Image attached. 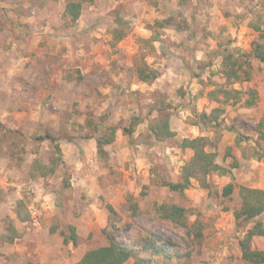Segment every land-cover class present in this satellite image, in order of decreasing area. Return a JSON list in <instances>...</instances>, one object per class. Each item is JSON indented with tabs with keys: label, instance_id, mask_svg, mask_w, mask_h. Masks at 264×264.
Instances as JSON below:
<instances>
[{
	"label": "rangeland",
	"instance_id": "1",
	"mask_svg": "<svg viewBox=\"0 0 264 264\" xmlns=\"http://www.w3.org/2000/svg\"><path fill=\"white\" fill-rule=\"evenodd\" d=\"M67 1L0 0V264H32L9 255L6 243L13 242L2 240L7 213L18 200L37 211L47 206L50 214L42 215L48 228L57 227L51 235L69 234L68 226L77 229L84 251L106 246L108 238L132 247L151 233L179 245L182 256L171 264H246L238 243L251 224L236 228L233 210L240 185L264 190V63L249 58L252 80L233 86L258 92L253 107L224 103L222 95L216 102L208 94L224 83L225 55L249 53L255 41L264 44V0H190L184 6L179 0H94L82 5L77 24L62 16ZM117 26L125 36L111 46ZM75 50L84 58L102 57L94 70L80 73L82 82L63 79L81 72L73 65ZM135 64L157 71L162 90L130 91ZM12 87L16 92L8 98ZM214 108L221 112L214 124L191 125ZM165 116L175 138L138 143L149 123ZM133 121V133L125 134ZM111 129L118 149L102 146L99 153L97 140L109 137ZM44 134L56 138L63 164L50 177L31 179L34 160L46 163L53 149L48 140L35 139ZM199 136L215 144L217 162L231 174H210L208 189L193 182L183 195L162 186L179 181L180 168L192 155L177 148L176 140ZM67 174L82 191L63 187ZM228 183L234 185L229 204L222 196ZM129 199L138 205L135 219ZM173 202L186 209L188 233L156 217L154 204ZM259 220L264 223V215ZM251 247L264 250V239Z\"/></svg>",
	"mask_w": 264,
	"mask_h": 264
},
{
	"label": "trees",
	"instance_id": "2",
	"mask_svg": "<svg viewBox=\"0 0 264 264\" xmlns=\"http://www.w3.org/2000/svg\"><path fill=\"white\" fill-rule=\"evenodd\" d=\"M45 5H53L58 0H43ZM94 0H68L65 3L62 16L69 18L72 23H75L81 14L82 5L84 3L91 4ZM190 0H179L181 6L186 5ZM172 19L166 20L165 25L170 24ZM116 23L122 25V21L116 19ZM125 32L118 26L112 31L111 46H114L117 42L123 39ZM249 58H254L264 63V44L255 41L251 44V50L249 53H242L238 50L235 53H229L222 58L221 61V73L224 78V83L221 84L217 90L208 94V98H213L216 102L218 96L222 95V102L232 101L233 105H243L246 108L253 107L258 99V92L255 89H248L246 93L241 90L233 88L236 83L241 81L252 80V76L248 75ZM135 71L137 73V80L145 84H151L159 76L158 72L149 68L146 64H135ZM244 74L246 76H244ZM77 76V77H76ZM63 79L65 81H77L82 82L80 72L76 70L75 73H67ZM246 94L247 98H243ZM218 113H221L218 108L211 110L209 114L202 112L199 114L193 126L202 125L205 128L212 123L214 124L218 119ZM136 125L135 121L131 124L130 128L123 129L125 134H132L133 128ZM141 140L138 143H144L148 145L150 141H163L167 139H173L176 133L171 129L168 117L158 118L153 120L148 125V131L145 135H141ZM38 141L48 140L52 145V151L48 157V161L41 162V160H34L30 167V178H47L55 174L57 168L63 164V155L60 146L57 143L56 138L50 134L39 135L35 137ZM115 139V131L111 129L110 135L107 138L97 140V151L101 153L102 146L111 144ZM176 147L181 151L190 150L192 155L183 163L180 168L179 181L176 183L162 182L161 185L167 187L172 192H177L181 195L192 185L193 182L199 184L203 189H208L209 184L207 178L210 174L216 173L218 175H230L229 169L220 165L217 162V151L215 144L205 136H199L196 138H183L176 140ZM70 176L67 174L63 178V187H69ZM147 188L143 187L142 195L147 194ZM234 192V185L228 183L223 187L222 196L226 198L227 204L232 200L230 196ZM239 202L236 208L233 210V219L235 227L243 229L251 224V226L244 233L243 238L239 241V248L241 251V260L246 264H264V250L252 251L247 247L255 236L264 238V223L259 220V217L264 215V190L257 188H250L244 185L238 187ZM128 202V208L130 212V218L135 219L139 215L138 205L132 202L130 199ZM155 214L159 221L171 223L178 228L185 229L186 233L189 232L187 224L186 209L178 202L171 204H154ZM109 212L113 209L110 205L107 206ZM227 209V208H226ZM15 214L17 219L22 222L30 221V212L27 209V205L22 200H18L15 205ZM59 230V229H58ZM69 234H66L64 230H60L59 235L63 237V243L67 244L71 242L73 246L78 244V237L73 226H68ZM50 232H56L57 227L50 228ZM6 234L2 236V240L6 242H13L14 239L20 238L19 234L13 224L8 221L6 226ZM197 237L201 235L200 230L196 233ZM179 245L171 238L162 235L161 238L154 234H148L146 237L140 238L139 241L132 247H126L116 243L114 240L108 238V244L103 247L88 250L84 253L82 258L74 264H125L132 259L131 264H153L154 258L161 257L162 261L159 264H171L172 258H179L182 255L179 252ZM140 253H147V257H141ZM30 264V263H29Z\"/></svg>",
	"mask_w": 264,
	"mask_h": 264
},
{
	"label": "crops",
	"instance_id": "3",
	"mask_svg": "<svg viewBox=\"0 0 264 264\" xmlns=\"http://www.w3.org/2000/svg\"><path fill=\"white\" fill-rule=\"evenodd\" d=\"M81 18L79 17V19L75 22L76 24L79 23ZM75 27H78V25H76ZM78 52L81 50L79 48ZM76 51V50H75ZM74 51V52H75ZM69 52V51H68ZM67 52V53H68ZM75 54H77L74 58L75 61H77V63L75 64L74 62V66L78 69H80V73L82 74V72L84 71L89 72L95 69V66H98L101 62H102V57L100 55L97 54H89L88 56H86V58H84L81 53H77V51L75 52ZM80 56L79 58L77 56ZM66 56V53L64 55V57ZM68 60H66V62L64 63H70L67 62ZM84 77V76H82ZM62 79V78H61ZM85 80V78H84ZM120 80H122V78H120ZM162 81L161 78H157L155 81H153L151 84H145L142 82H139L138 80L134 81V83L131 85L130 91H133V88H145L147 90H153L157 93V89H161L159 87V85H157V83H159V81ZM63 81V80H62ZM161 83V82H160ZM122 84V83H119ZM124 84V83H123ZM163 85V83H161ZM165 88L166 86L163 85ZM17 89V88H16ZM162 90V89H161ZM12 92H16V90H14V88L12 87L11 92L8 94V98L9 96H11ZM4 96V94H3ZM6 111L11 112L10 109H6ZM13 113V112H12ZM119 139L116 138L111 144L106 145L107 148H105V151L108 148H113V149H118V141ZM110 148V149H111ZM107 150V151H110ZM74 180V176L72 175L69 179V187L68 189L74 187V189L77 190V192L82 191L80 188H82L80 186V184H74L73 182ZM77 185V186H76ZM252 188V187H250ZM263 190V189H262ZM120 191V190H119ZM149 194L151 193V189L148 190ZM43 205V210H35V208L33 209L31 207H27L29 208V210L31 209L32 211L30 212V221L22 223L20 222L15 214V210L11 213H7V215L9 216V218H7L15 227L16 231L21 234L20 238L14 239L13 243H6L8 247L7 248V253L9 255H14L15 257L19 256L21 258L24 259H31L32 264H74L76 262H78L82 256L84 255V253L86 251L82 250V246L81 244H77L76 246H73L71 242H68L67 244L63 243V237H61V235H51L49 234V223L50 221H48V219H46V216L44 217L42 214H50L48 212V208L47 206ZM53 208L55 206H50V208ZM51 208V209H52ZM39 213V214H38ZM35 214H37V217L35 216ZM235 224V223H234ZM76 235L80 241L81 236L78 233V230L75 229ZM6 230L3 234H6ZM256 239H264L263 237H258L255 236L252 238L251 242L249 243L247 249L248 250H252V251H262V250H254L253 247H251V244L254 240ZM263 241V240H260ZM3 244V243H2ZM5 244V243H4ZM142 254L140 253V256ZM240 256H241V251H240ZM141 257H146V256H141ZM9 264H18L16 262H11ZM19 264H22L19 263Z\"/></svg>",
	"mask_w": 264,
	"mask_h": 264
}]
</instances>
